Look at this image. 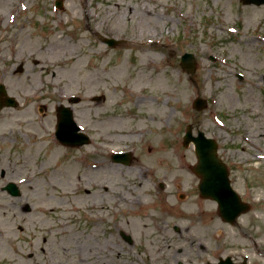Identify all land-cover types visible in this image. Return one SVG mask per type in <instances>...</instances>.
I'll return each instance as SVG.
<instances>
[{"label":"rangeland","instance_id":"obj_1","mask_svg":"<svg viewBox=\"0 0 264 264\" xmlns=\"http://www.w3.org/2000/svg\"><path fill=\"white\" fill-rule=\"evenodd\" d=\"M55 1L0 0V84L19 102L0 110V264H264V5ZM72 95L92 140L52 146L55 108ZM189 124L218 140L252 203L235 223L200 195ZM118 151L131 163L113 160ZM69 163L77 169L64 178ZM10 181L21 196L2 190Z\"/></svg>","mask_w":264,"mask_h":264},{"label":"water","instance_id":"obj_2","mask_svg":"<svg viewBox=\"0 0 264 264\" xmlns=\"http://www.w3.org/2000/svg\"><path fill=\"white\" fill-rule=\"evenodd\" d=\"M245 3H264V0H244ZM182 63L184 67L192 71L196 68V60L192 53H186L183 56ZM7 103H14L12 98L7 99ZM205 101L197 99L195 105L202 108ZM0 103V107H1ZM194 141L196 145L197 155L199 157L198 164L193 169L202 177L200 188L203 196L217 199L220 203V211L227 220H233L246 207L241 203L238 194L233 190L230 178L229 169L226 163L218 155V144L208 138L204 132L200 131L198 136L192 133V126H189L185 136L184 144L189 145ZM130 154H117L115 158L129 162ZM129 239L130 236H128ZM232 264L230 258L226 263ZM246 264V263H244Z\"/></svg>","mask_w":264,"mask_h":264},{"label":"bare ground","instance_id":"obj_3","mask_svg":"<svg viewBox=\"0 0 264 264\" xmlns=\"http://www.w3.org/2000/svg\"><path fill=\"white\" fill-rule=\"evenodd\" d=\"M0 131L5 134V129H4L3 126L0 127ZM59 150H61V149H59ZM59 150L56 149L54 151V154H52V157H55L56 155H58V153L61 154L62 152L61 151L59 152ZM151 151L153 152L154 149H152ZM76 169H77L76 165H72V164L69 163V164L65 165L63 168L62 167L60 168V173L62 174V176L64 178H68L70 175H72L75 172ZM147 203L148 202H146V204ZM251 218H256V220L259 221L260 215L259 216L255 215L254 217H251ZM259 243H260L261 246H264V239L260 238L259 239ZM259 243H256V245L259 246ZM257 253L258 254H256V255H257L258 260L261 259L264 262V247L260 248Z\"/></svg>","mask_w":264,"mask_h":264}]
</instances>
